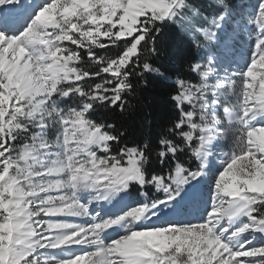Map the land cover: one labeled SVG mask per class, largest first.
I'll list each match as a JSON object with an SVG mask.
<instances>
[{
    "label": "snow or ice",
    "instance_id": "1",
    "mask_svg": "<svg viewBox=\"0 0 264 264\" xmlns=\"http://www.w3.org/2000/svg\"><path fill=\"white\" fill-rule=\"evenodd\" d=\"M169 33L176 116L121 144ZM0 264H264V0H0Z\"/></svg>",
    "mask_w": 264,
    "mask_h": 264
},
{
    "label": "trees",
    "instance_id": "2",
    "mask_svg": "<svg viewBox=\"0 0 264 264\" xmlns=\"http://www.w3.org/2000/svg\"><path fill=\"white\" fill-rule=\"evenodd\" d=\"M190 2L204 9L207 7L209 0H190ZM168 40L177 56L183 57V59H177L174 63H169L162 58L158 63L157 66L162 65L161 70L165 71L169 78H151V83L147 87H138L133 94L126 97L129 106L125 112L120 113L118 109L110 112L98 110L93 116L98 121L104 119L113 123L116 132L123 131L125 137L121 144L127 143L132 146L147 142L154 152L159 137L165 134L170 122L176 116V110L172 107L168 97L174 86L176 74L181 71L183 64L189 57L184 54L186 45L182 44L177 36L169 33ZM114 52V49L108 51L111 55ZM191 79L195 82L196 78L193 76ZM152 167L157 170L162 168L158 162L154 163Z\"/></svg>",
    "mask_w": 264,
    "mask_h": 264
},
{
    "label": "rangeland",
    "instance_id": "3",
    "mask_svg": "<svg viewBox=\"0 0 264 264\" xmlns=\"http://www.w3.org/2000/svg\"><path fill=\"white\" fill-rule=\"evenodd\" d=\"M101 53L104 54V52H102V50H101ZM111 53L107 52V54H109V55H111ZM230 148H231V137L229 136L227 139H224V140L221 141V143L219 145V150L229 151Z\"/></svg>",
    "mask_w": 264,
    "mask_h": 264
}]
</instances>
